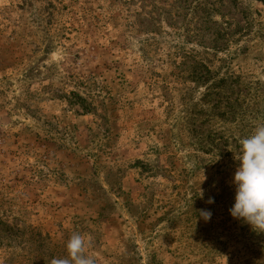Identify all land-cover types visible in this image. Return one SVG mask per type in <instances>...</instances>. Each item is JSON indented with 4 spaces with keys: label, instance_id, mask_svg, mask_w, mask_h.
<instances>
[{
    "label": "rangeland",
    "instance_id": "1",
    "mask_svg": "<svg viewBox=\"0 0 264 264\" xmlns=\"http://www.w3.org/2000/svg\"><path fill=\"white\" fill-rule=\"evenodd\" d=\"M259 124L264 0H0V264H264L229 213Z\"/></svg>",
    "mask_w": 264,
    "mask_h": 264
},
{
    "label": "clouds",
    "instance_id": "2",
    "mask_svg": "<svg viewBox=\"0 0 264 264\" xmlns=\"http://www.w3.org/2000/svg\"><path fill=\"white\" fill-rule=\"evenodd\" d=\"M234 160L238 162L232 178L235 188L234 204L229 213L234 219L247 223L256 233H264V124H259L253 132L239 139V149ZM206 177L203 174V181ZM202 196V190H200ZM214 203V199L207 201ZM209 210L199 211L204 221L211 219ZM91 239L75 233L66 243L67 256L53 258L50 264H95L86 255Z\"/></svg>",
    "mask_w": 264,
    "mask_h": 264
},
{
    "label": "trees",
    "instance_id": "3",
    "mask_svg": "<svg viewBox=\"0 0 264 264\" xmlns=\"http://www.w3.org/2000/svg\"><path fill=\"white\" fill-rule=\"evenodd\" d=\"M261 1V0H259ZM247 23V22H246ZM201 68H205L204 66L201 67L200 65H196V66H193V69L190 71V73L193 75V76H197V73L201 70ZM220 96L219 93L217 94V97ZM230 101V100H228ZM230 106H228L229 108Z\"/></svg>",
    "mask_w": 264,
    "mask_h": 264
}]
</instances>
